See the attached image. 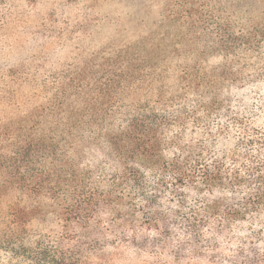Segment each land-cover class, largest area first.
Segmentation results:
<instances>
[{
  "label": "trees",
  "instance_id": "1",
  "mask_svg": "<svg viewBox=\"0 0 264 264\" xmlns=\"http://www.w3.org/2000/svg\"><path fill=\"white\" fill-rule=\"evenodd\" d=\"M124 33L0 0V264H264V0Z\"/></svg>",
  "mask_w": 264,
  "mask_h": 264
},
{
  "label": "rangeland",
  "instance_id": "2",
  "mask_svg": "<svg viewBox=\"0 0 264 264\" xmlns=\"http://www.w3.org/2000/svg\"><path fill=\"white\" fill-rule=\"evenodd\" d=\"M173 0H82L89 12L113 18L117 29L124 30L121 39L138 46V20L150 19L166 10ZM113 32V29L111 30Z\"/></svg>",
  "mask_w": 264,
  "mask_h": 264
}]
</instances>
